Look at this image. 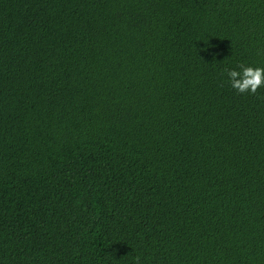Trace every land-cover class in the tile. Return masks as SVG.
<instances>
[{
  "label": "trees",
  "instance_id": "1",
  "mask_svg": "<svg viewBox=\"0 0 264 264\" xmlns=\"http://www.w3.org/2000/svg\"><path fill=\"white\" fill-rule=\"evenodd\" d=\"M264 0H0V264H264Z\"/></svg>",
  "mask_w": 264,
  "mask_h": 264
},
{
  "label": "clouds",
  "instance_id": "2",
  "mask_svg": "<svg viewBox=\"0 0 264 264\" xmlns=\"http://www.w3.org/2000/svg\"><path fill=\"white\" fill-rule=\"evenodd\" d=\"M238 69L227 70L230 85L237 93L256 94L259 88L264 87V67L246 66L240 63ZM134 264H140L139 256L135 257Z\"/></svg>",
  "mask_w": 264,
  "mask_h": 264
}]
</instances>
